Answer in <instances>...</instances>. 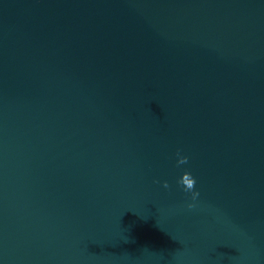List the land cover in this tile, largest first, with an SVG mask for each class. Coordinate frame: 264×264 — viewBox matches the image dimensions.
Masks as SVG:
<instances>
[{
	"label": "water",
	"instance_id": "water-1",
	"mask_svg": "<svg viewBox=\"0 0 264 264\" xmlns=\"http://www.w3.org/2000/svg\"><path fill=\"white\" fill-rule=\"evenodd\" d=\"M0 264H264V0H0Z\"/></svg>",
	"mask_w": 264,
	"mask_h": 264
},
{
	"label": "clouds",
	"instance_id": "clouds-1",
	"mask_svg": "<svg viewBox=\"0 0 264 264\" xmlns=\"http://www.w3.org/2000/svg\"><path fill=\"white\" fill-rule=\"evenodd\" d=\"M177 164L178 165H182V164H186L188 163V157L187 156H182L179 154V152L177 153ZM179 184L183 185V189L186 192H190L191 193V200L192 201H196L197 198L199 197V192L195 191V179L192 177V175L189 172H184L179 181ZM163 187L168 188L169 185L167 184V182H164ZM196 205L194 203H189L187 205V208L192 209L194 208Z\"/></svg>",
	"mask_w": 264,
	"mask_h": 264
}]
</instances>
